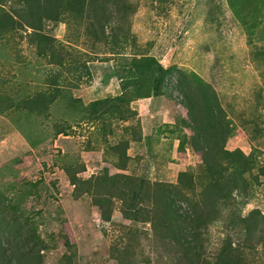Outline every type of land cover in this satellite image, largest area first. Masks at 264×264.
Segmentation results:
<instances>
[{"label":"rangeland","instance_id":"obj_1","mask_svg":"<svg viewBox=\"0 0 264 264\" xmlns=\"http://www.w3.org/2000/svg\"><path fill=\"white\" fill-rule=\"evenodd\" d=\"M55 4L58 19L48 15L38 34L11 17L17 2L0 4L4 230L35 235L41 264H118L113 246L125 247L134 264H186L182 256L194 237L186 217L168 212V235L159 223L124 218L116 203L105 222L69 176L173 184L165 195L152 190V200L165 210L169 197L186 216L216 179L235 172L234 200L219 206L222 214L202 228L197 244L205 241V255L214 258L226 237L237 246L236 228L264 239V0ZM145 59L176 73L152 75ZM178 78L204 103L195 113L203 126L193 128ZM214 105L228 122L226 150L237 154L205 167L193 138L217 126L209 117ZM242 261L264 264V246L248 249Z\"/></svg>","mask_w":264,"mask_h":264},{"label":"trees","instance_id":"obj_2","mask_svg":"<svg viewBox=\"0 0 264 264\" xmlns=\"http://www.w3.org/2000/svg\"><path fill=\"white\" fill-rule=\"evenodd\" d=\"M10 0H0V4L6 5ZM17 2L18 7L12 8L11 17H17L20 23L27 28L34 31V34L42 29V22L54 14V19H58V7L55 4L56 0H11ZM14 15V16H13ZM40 39L44 41L46 38L40 35ZM140 62V61H139ZM143 64L152 67V75H160L163 79H170L175 68L163 69L153 59H145ZM153 68V65H156ZM176 73V72H175ZM178 83L175 88H178L183 94V104L187 108V112L191 113L193 128L201 125L195 116L196 111L203 110L204 103L191 98V93L195 92L183 86L182 79L178 78ZM144 97H149L145 94ZM208 117V115H207ZM209 117L217 118V129L210 126L209 130L205 129L206 135H201V140L193 138L196 143L198 141L199 147H202L201 153L204 158L205 167L212 165H221L222 161L236 155V152L226 150V142L229 136L228 122L226 120L223 110L219 106H212ZM213 121L212 124H214ZM217 122V121H216ZM209 125V124H207ZM197 129V128H196ZM225 136V140L218 146L220 137ZM240 156L244 157L240 151H237ZM227 169H224L223 174H226ZM185 175V174H182ZM70 180L76 187L80 185V193H88L93 198V202L100 209V215L103 221L110 222L116 203L124 218L132 221L149 222L154 227L161 224L166 227L168 235H173L174 230H170V222L167 213L171 212L176 218L186 217L190 228L193 232V238L189 243V248L183 258L186 264H245L242 258L245 256L248 249L254 247L256 244L264 246V239L255 240L243 228H236L238 230L239 238L237 246L234 247L235 242L230 236L226 237L219 248V253L214 258H208L205 255V241L198 246L199 232L202 228L208 227V222L217 221L222 210L219 206H228L234 199V191L236 189L235 172L226 174V177H220L206 189L205 197L198 202L197 206L187 211L186 216L175 209L174 201H170L168 197L166 200L167 206L165 210L161 209L160 200L155 197L152 190H156L159 194L165 195L170 193L171 188L175 189L173 184L151 183L150 181L129 175L108 176L100 175L93 176L90 179L84 180L82 178H75L69 176ZM155 192V194L158 195ZM159 196V195H158ZM207 218V222L205 219ZM198 233V234H197ZM21 235V234H20ZM23 234L21 238L14 233L13 229L4 230L2 223H0V264H41L42 263V243L36 240L35 235ZM166 238H163L165 242ZM172 246L170 243H165V246ZM172 248V247H171ZM112 253L115 255L118 264H134L126 248L113 246Z\"/></svg>","mask_w":264,"mask_h":264},{"label":"crops","instance_id":"obj_3","mask_svg":"<svg viewBox=\"0 0 264 264\" xmlns=\"http://www.w3.org/2000/svg\"><path fill=\"white\" fill-rule=\"evenodd\" d=\"M174 141V140H173Z\"/></svg>","mask_w":264,"mask_h":264}]
</instances>
